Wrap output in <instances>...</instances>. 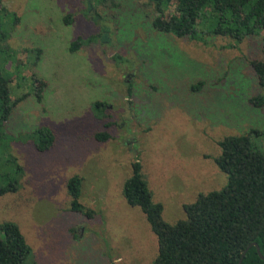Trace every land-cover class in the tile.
Returning a JSON list of instances; mask_svg holds the SVG:
<instances>
[{
  "label": "rangeland",
  "instance_id": "obj_1",
  "mask_svg": "<svg viewBox=\"0 0 264 264\" xmlns=\"http://www.w3.org/2000/svg\"><path fill=\"white\" fill-rule=\"evenodd\" d=\"M0 6L7 35L0 68L10 78V96L25 95L0 122V176L19 183L0 196V222H15L30 246L22 264H150L157 237L122 195L131 162L140 163L168 223L184 219L183 205L198 193L221 189L218 141L264 130V106L249 101L264 96L250 64L264 59V31L240 42L177 37L153 28L152 0H0ZM38 80L46 83L40 102ZM42 125L55 140L39 152L30 136ZM104 131L109 137L98 141L94 134ZM251 140L264 149V135ZM73 175L82 178L78 201L91 215L70 209Z\"/></svg>",
  "mask_w": 264,
  "mask_h": 264
},
{
  "label": "trees",
  "instance_id": "obj_2",
  "mask_svg": "<svg viewBox=\"0 0 264 264\" xmlns=\"http://www.w3.org/2000/svg\"><path fill=\"white\" fill-rule=\"evenodd\" d=\"M157 15L151 25L159 32L177 37L200 40L205 36H225L240 42L248 35L264 31V0H152ZM171 11H166L168 7ZM1 10L5 11L0 6ZM209 16V23L203 27ZM15 20L17 16L14 14ZM68 22L69 17L64 18ZM201 24L200 31L197 30ZM7 38L0 27V47ZM81 39L69 46L75 51ZM40 49H36L37 57ZM252 70L258 83L264 86V59H252ZM10 78L0 68V122L8 118L21 95L10 96ZM34 84L37 101L42 100L46 83ZM194 86V85H193ZM128 92L131 89L128 87ZM251 104L264 106V96L249 99ZM96 106L104 102L96 101ZM252 135H264V130L251 129L247 133L228 135L218 141L220 153L214 158L218 169L225 173L226 183L219 190L198 193L192 203L184 204V219L168 223L162 217V204L154 202L138 161L131 162V174L124 181L122 195L131 206L143 212L157 237V255L150 264H264L252 243H257L264 255V149L251 140ZM98 141L109 134L96 132ZM34 148L45 151L52 147L55 134L49 126H38L31 133ZM18 170L19 166L16 167ZM82 178L71 176L67 192L70 209L91 215L78 201ZM19 188L16 179L0 176V196ZM31 249L18 225L13 221L0 222V264H22Z\"/></svg>",
  "mask_w": 264,
  "mask_h": 264
},
{
  "label": "water",
  "instance_id": "obj_3",
  "mask_svg": "<svg viewBox=\"0 0 264 264\" xmlns=\"http://www.w3.org/2000/svg\"><path fill=\"white\" fill-rule=\"evenodd\" d=\"M252 245L255 247L256 252L259 255V257L264 260V255L261 254L260 249H259V246L257 245V243H252ZM249 246H251V245H249ZM247 248L244 250V252H243L242 256L240 257V259L238 260L237 264H241L242 257L244 255V253L246 252Z\"/></svg>",
  "mask_w": 264,
  "mask_h": 264
}]
</instances>
